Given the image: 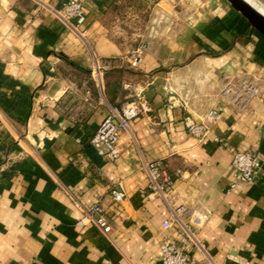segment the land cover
<instances>
[{
    "label": "crops",
    "instance_id": "0c3cea01",
    "mask_svg": "<svg viewBox=\"0 0 264 264\" xmlns=\"http://www.w3.org/2000/svg\"><path fill=\"white\" fill-rule=\"evenodd\" d=\"M65 1L0 0V264H159L165 237L198 260L264 264V37L223 0H160L162 36L128 43L125 23L107 20L120 0H82L78 32L54 15ZM241 81L258 94L235 104L222 90ZM138 96L149 111L120 134V155L98 156L89 137ZM210 109L220 119L203 138L186 132L185 116ZM237 151L260 167L230 187ZM153 160L172 180L164 198L141 194ZM94 203L108 234L77 225ZM178 208L209 215L198 224Z\"/></svg>",
    "mask_w": 264,
    "mask_h": 264
},
{
    "label": "built area",
    "instance_id": "2783aa9c",
    "mask_svg": "<svg viewBox=\"0 0 264 264\" xmlns=\"http://www.w3.org/2000/svg\"><path fill=\"white\" fill-rule=\"evenodd\" d=\"M62 21L75 30L84 24L86 19V9L82 0H66L59 13ZM133 62H138L140 51L136 50L130 54ZM100 67L96 62L91 69V75L96 81L99 79ZM258 94V88L248 82L241 81L237 84L227 83L222 95L235 104L245 103L250 98ZM149 111L147 101L138 96L133 102H124L114 108L109 114L101 120L95 132L89 137L87 144L95 153L109 161L115 160L121 152L119 139L123 131L128 130L130 123L137 117L146 114ZM220 119V112L215 109L208 110L200 120H194L190 116H185L182 123L186 132L196 139L203 138L208 132L209 126ZM231 165L234 170L236 183H252L256 177L260 162L257 156L248 151H237L231 158ZM147 184L141 192L147 197L157 196L164 198L165 193L172 184L171 177L163 168L161 160L149 161L145 164ZM110 198L114 203H120L126 199L125 192L120 183L110 189ZM178 211L187 213L191 221L203 223L208 218V212H201L197 209L178 208ZM86 222H92L102 234H108L111 230L108 223L106 211L98 203L92 204L89 208L82 210L81 217L77 221L78 226H83ZM170 226L168 221L162 222V227ZM161 257L159 264H214L210 258L207 260H198L189 256L183 246L177 245L169 238H163L160 243Z\"/></svg>",
    "mask_w": 264,
    "mask_h": 264
},
{
    "label": "rangeland",
    "instance_id": "374dc122",
    "mask_svg": "<svg viewBox=\"0 0 264 264\" xmlns=\"http://www.w3.org/2000/svg\"><path fill=\"white\" fill-rule=\"evenodd\" d=\"M159 3L160 0H120V4L112 8L107 20L116 16V19L125 23V30L121 34L128 43H133L136 38L144 40L152 36H162L166 24L159 19ZM59 13L61 14L59 10L54 11L55 17L62 21ZM99 80L100 77L97 79L98 85Z\"/></svg>",
    "mask_w": 264,
    "mask_h": 264
},
{
    "label": "water",
    "instance_id": "95a60500",
    "mask_svg": "<svg viewBox=\"0 0 264 264\" xmlns=\"http://www.w3.org/2000/svg\"><path fill=\"white\" fill-rule=\"evenodd\" d=\"M264 37V14L246 0H223Z\"/></svg>",
    "mask_w": 264,
    "mask_h": 264
},
{
    "label": "bare ground",
    "instance_id": "6f19581e",
    "mask_svg": "<svg viewBox=\"0 0 264 264\" xmlns=\"http://www.w3.org/2000/svg\"><path fill=\"white\" fill-rule=\"evenodd\" d=\"M246 1H248V2H250V0H246ZM263 13V12H262ZM264 14V13H263Z\"/></svg>",
    "mask_w": 264,
    "mask_h": 264
}]
</instances>
